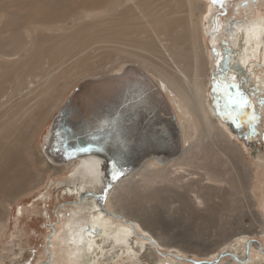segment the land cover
Masks as SVG:
<instances>
[{"label":"bare ground","instance_id":"1","mask_svg":"<svg viewBox=\"0 0 264 264\" xmlns=\"http://www.w3.org/2000/svg\"><path fill=\"white\" fill-rule=\"evenodd\" d=\"M206 13L201 0H0V96L10 85L18 93L0 108V223L4 225L9 218L11 208L7 206L32 191V187L42 185L45 173L57 176L69 167L74 169L71 177L60 184L67 188L71 182V192L80 196L73 202L75 218L71 220L67 237L53 245V249L64 243L74 264H160L162 260L156 256L155 246L177 257L182 252L188 254L174 243L165 242L160 231H149V225H154L151 218L147 216V222L143 211L129 204L125 197L130 201L144 198L156 203L170 195L185 205L188 200L184 197H190L189 203L192 201L201 217L198 208H209L216 191L213 186L224 182L221 177L228 174L221 173L226 169L220 167L221 162L233 167L232 155L243 157L234 141H227L229 147L225 148L213 138L214 131L226 140L216 125L215 107L207 105L208 66L213 58L205 42L207 32L202 27ZM257 16L251 24L236 25L231 74L256 100L264 94V59L261 60L264 12ZM218 41L214 39L213 44L219 46ZM20 55L21 60L9 61ZM131 59H142L157 70L146 73L171 103L183 132L184 123L190 125L192 121L182 117L187 115L184 105L188 113L200 117L206 141L203 143L200 138L191 142L194 134L189 133L191 138L183 134L181 156L157 169L147 166L155 162L149 161L105 193L86 173L83 162L56 165L46 156L44 145L39 154L29 145L34 126L65 95L70 82L73 85L87 75L103 71L122 74L126 63H134ZM134 65L144 66L141 62ZM239 182L230 184L231 191L247 197ZM117 192H120L116 198L118 207L120 211L127 210L129 216L119 213L112 205L110 196ZM193 206L190 207L195 212ZM23 211L19 209L20 217ZM118 214L122 220L115 219L114 215ZM85 219L88 229L82 224ZM138 228L146 235L139 234ZM250 245L236 251L235 259L252 260L248 256ZM251 247L257 249L258 245ZM230 250L224 252L229 254ZM124 260L127 263H122Z\"/></svg>","mask_w":264,"mask_h":264},{"label":"rangeland","instance_id":"2","mask_svg":"<svg viewBox=\"0 0 264 264\" xmlns=\"http://www.w3.org/2000/svg\"><path fill=\"white\" fill-rule=\"evenodd\" d=\"M201 1L202 4H205V9H207L206 16H204L205 26H202L207 32L205 42L209 45V52L210 54L212 53L213 58L210 60V65L208 66V69L210 68V76L207 78L208 84L206 87V95L208 97L207 105L210 103L209 105L219 109V115L216 117L218 120L214 118L218 123L216 125H218L220 131L224 132L226 140L221 135L219 137L214 131L213 138L220 141L221 146L225 148L229 147L227 146V141H234L243 152V157L239 159L236 153L233 155L229 154L230 156L232 155L233 167H231V165L227 166L225 161L221 162L220 167L227 169H221V173L224 172L223 174H225L226 172L229 174L230 172V174L225 175L226 177H221L225 180L224 182L213 186L216 188V191L212 195L213 199L208 204L212 211L208 210L209 208L207 209L206 207L198 208V213H201V217L197 214V208L191 204L192 201L189 203L190 197H184V200H188L186 205L185 202L184 204L180 203L175 197H170V195L161 197V200L156 202L157 204L155 202H149V200L144 198H135L138 199V201H136L131 197L132 201H130L129 197H125V200L128 199L127 201L129 204L137 206L139 208L138 210L141 209L146 215L145 220H147V222L148 218H151L150 222L154 225H149V231H151V229L157 233L160 231L159 234L162 235L165 242L174 243L188 253L182 252L179 254L180 257H177L174 256L175 253H169V251L165 250L163 247L155 246L156 256L158 258L160 257L162 260L160 264H171L170 262H173V264H264V105L261 103L264 101V94L257 100L252 94L247 95L248 99L251 101L252 108L255 109V115L258 118L253 128L255 133H252V130H250L247 125L237 129L228 117V112L230 110L229 99L235 98L236 90L229 89L227 83H224V81H226V75L222 74L220 71L214 72L217 61H215L216 58L213 50V48L218 50L220 47L213 44L214 37L219 33L221 34L219 42L225 45L228 44L227 46L231 45L229 43L231 41L228 38L229 30L235 27V24H233L232 27L229 25L231 20L241 21L246 24H251L253 21H256L259 12H264V0H256L254 2H251L252 0ZM245 2H251V4L244 7V9L243 3ZM215 22L218 23L215 24ZM220 28H222L221 32ZM229 55L231 54L229 53ZM22 57L23 56L20 55L19 57L9 59V61H19ZM161 57L164 56L161 55ZM5 59L8 60L7 58ZM131 60L134 61V63H143V67H137L145 72L146 70L151 72L157 71L142 59ZM134 63H126L123 71L126 66L134 65ZM106 75L114 74H112V72L103 71L102 73L98 72L87 75L76 81L73 85L72 82H70L68 84L70 88L65 95L60 96L56 105L50 107L43 119L34 126V133L29 148L36 150L37 152H35L39 154L57 112L83 80L87 78L104 77ZM14 90L16 91L15 86L10 85L4 93L1 94L0 108H3L4 105L6 106L7 101L18 94ZM239 91L242 92L241 89H239ZM18 99L19 96L15 98L16 101ZM183 107L187 115L185 117L182 115V117L185 119L190 118L192 121L190 125L184 123L186 131H182V134L190 137L189 133H192L194 135L192 139H190L191 142H197L201 138L203 143H205L206 140L202 134L203 125L199 119L200 117L198 115H191L192 113H188L189 110L187 107L185 105ZM251 110L252 109H249V111ZM197 118L200 121H198ZM217 131L220 134L219 130ZM246 136L248 137L247 139H245ZM199 143L200 142H198V144ZM147 166L157 169L164 165L159 166L156 162H149ZM40 169L41 171L43 170V168ZM73 171V168L68 167L57 176L51 177L50 173H45L44 170L43 172L45 175L42 185L39 184L37 187H32V189L34 188L32 191H29L23 197H20L14 203L7 206L9 209L11 208L10 211L8 209L10 213L9 218L4 225L0 223V264H52V262L53 264H74L72 262V254L66 250V246L63 245L64 243L56 245L55 249H53V245L61 242L67 237L71 225L70 223H72L71 220L75 218L73 212H75L76 209L73 207L75 206L73 202L78 200L77 197L80 196V194L71 192L72 188H69L71 182L67 188L63 186V183L62 185L60 184V182L66 179L69 180ZM238 180L246 191L247 197L237 196L234 190L233 192L231 191L230 184H238ZM67 191H69V194ZM119 193L120 192H117L113 196H110V198H113L112 205L116 207L119 213L124 214L125 212L124 215L129 216L130 213L128 212V214L127 210L120 211L121 208L118 207L119 205L116 202V198ZM204 199L206 200V197H204ZM125 206L127 209L128 205ZM190 206L195 207L196 211L193 212L194 208L192 210ZM19 209H24L21 217L18 215ZM147 216L149 217L147 218ZM114 217L115 219L122 220L120 214L114 215ZM136 218L138 217L136 216ZM82 224L85 228L89 226L87 219H85ZM244 227H246V229ZM241 229H243L242 232H240ZM234 231L240 233L237 234ZM137 232L139 234L141 233L142 236L146 235V232L139 228ZM148 239L151 238L148 237ZM248 243L249 245L251 244L248 256L250 255L252 260L245 262V258H240L239 261L235 259L232 253L236 254V251L245 250ZM252 244H257V249L251 247ZM49 248L53 250L51 251ZM227 249H232V251L230 250L229 254H225L224 251ZM257 256L259 258H257ZM120 263L121 262L113 264ZM122 263H127V260H124Z\"/></svg>","mask_w":264,"mask_h":264},{"label":"water","instance_id":"3","mask_svg":"<svg viewBox=\"0 0 264 264\" xmlns=\"http://www.w3.org/2000/svg\"><path fill=\"white\" fill-rule=\"evenodd\" d=\"M183 143L167 97L145 71L129 65L122 74L77 86L52 121L44 151L56 165L83 162L107 193L149 161L165 165L178 158Z\"/></svg>","mask_w":264,"mask_h":264},{"label":"flooded vegetation","instance_id":"4","mask_svg":"<svg viewBox=\"0 0 264 264\" xmlns=\"http://www.w3.org/2000/svg\"><path fill=\"white\" fill-rule=\"evenodd\" d=\"M253 1V0H252ZM251 1V2H252ZM251 2H248V5L247 6H249L250 4H251ZM246 7V6H245ZM260 12H262V11H260ZM240 23H241V21H239ZM238 21H230V23H229V25L232 23V26H233V24H235V27L233 28H231L230 30H229V36H228V38L230 39V41L231 42H229L231 45L230 46H227V45H225L224 43H220L219 41H218V43H219V49L217 50V49H214L213 48V50H214V56H215V58H216V60L215 61H217V64H216V70H214V72L216 71V72H218V71H220L222 74H224V75H226L225 76V80L226 81H224V83H227V86H229V85H233V84H235V85H238L239 86V89H241V91H242V93L245 95V96H247L248 95V93H247V91L243 88V87H241L240 86V81H239V79H236V77H234L233 75H231L233 72H232V58H233V50H232V45H234V40H235V38L237 37V35L236 36H234V34H235V28L237 27L236 25H238V23H239ZM216 23H218V22H215V24ZM220 33L217 35V36H215L214 37V39H216V38H218L219 40H220ZM213 39V40H214ZM229 53L231 54V55H229ZM223 54V55H222ZM264 59V56L261 54V60H263ZM218 68V69H217ZM219 68H220V70H219ZM220 73V74H221ZM219 74V75H220ZM237 80V81H234V80ZM229 88V87H228ZM230 89V88H229ZM215 107V106H214ZM213 114H214V117L216 118V117H218V115H219V109L217 108V107H215V110L213 111ZM217 119V118H216ZM218 120V119H217ZM219 122V121H218ZM253 128H254V126H253ZM251 129L252 131V133H255V131H254V129ZM95 179V178H94ZM96 180V179H95ZM93 186H96L98 189H100V190H104V187L103 186H100V185H98V183L96 182V185L95 184H92ZM88 229V228H87Z\"/></svg>","mask_w":264,"mask_h":264},{"label":"snow or ice","instance_id":"5","mask_svg":"<svg viewBox=\"0 0 264 264\" xmlns=\"http://www.w3.org/2000/svg\"><path fill=\"white\" fill-rule=\"evenodd\" d=\"M215 2V0H214ZM230 89L236 90L235 98L229 99L230 110L228 112V117L231 119L232 124L240 129L244 125L251 130L258 118L255 115V109L252 108L251 101L242 92L239 91L238 85H229ZM264 105V101L261 102ZM249 109H252L249 111ZM59 135V133L57 134ZM248 137L246 136L245 139Z\"/></svg>","mask_w":264,"mask_h":264}]
</instances>
